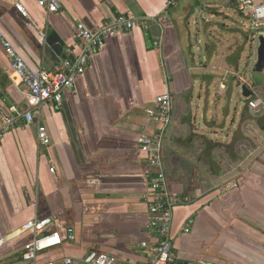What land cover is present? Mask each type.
<instances>
[{
    "label": "crops",
    "instance_id": "1",
    "mask_svg": "<svg viewBox=\"0 0 264 264\" xmlns=\"http://www.w3.org/2000/svg\"><path fill=\"white\" fill-rule=\"evenodd\" d=\"M21 1L29 18L0 5V31L35 73H56L83 53L79 22L97 31L124 16L146 28L106 37L62 104L43 107L47 149L36 124L19 122L0 139V264H29L23 253L35 235L22 228L36 218H51L48 229L63 238L38 255L40 264H85L92 251L148 264L141 244L154 242L152 193L141 134L162 138L167 194L193 199L173 209V264H264V112L249 106L264 102V90L242 72L252 32L223 11L235 13L236 0L228 8L227 0H59L55 14ZM52 32L65 43L62 56L43 38ZM243 83L253 97L243 99ZM26 92L0 44V126L26 108ZM164 94L172 100L167 127L147 114Z\"/></svg>",
    "mask_w": 264,
    "mask_h": 264
},
{
    "label": "built area",
    "instance_id": "2",
    "mask_svg": "<svg viewBox=\"0 0 264 264\" xmlns=\"http://www.w3.org/2000/svg\"><path fill=\"white\" fill-rule=\"evenodd\" d=\"M175 1L170 0L168 5L175 4ZM237 1V8L249 18L250 25L254 29L251 30L254 43L258 33L264 30V2L256 4L253 0ZM38 4L50 14L58 13L61 8L59 0H38ZM0 5L14 7L23 17L29 18L28 11L21 0H0ZM155 20L156 18H153L152 22H155ZM136 27L146 28V22L119 16L114 23L105 25L97 31L89 30L83 23L79 22L77 33L83 43V53L76 60H63L56 73H48L44 70L38 73L32 71L12 43L0 31V44L9 61L12 77H14L16 83L23 85L27 90L26 108L21 112L15 111L4 115L1 119L0 139L15 128L19 122L23 123L24 126L36 124L38 146L41 149H47L51 144V139L46 127L39 120L43 107L48 105L60 106L62 104L64 92L74 88L79 77L85 73L90 57L104 46L106 37L116 35L119 32L130 31ZM43 38L46 39L45 34H43ZM249 106L253 110L264 112V102L262 100L250 101ZM171 107V96L164 94L156 99L154 108L147 110V114L167 127L171 122ZM137 144L139 150L146 155L150 168L147 175L149 189L152 193L149 231L154 237V242H143L141 246L150 252L148 264H173L175 262L171 238L173 209L189 205L193 202V199L187 196L176 194L169 196L167 194L168 181L163 164L161 137L154 134H141L137 138ZM54 170L52 168L51 172H54ZM52 224L53 220L51 218H36L23 226L22 232L31 231L35 235L34 240L25 246L23 253L25 262L40 264L37 262L40 253L62 245L63 238L61 235L48 229ZM184 232L188 233L189 228L187 227ZM67 240L70 242L75 240L73 228L67 230ZM2 243L1 240L0 244ZM72 262V259H67L65 264H72ZM83 262L85 264H123L118 257L97 251L90 252L83 259Z\"/></svg>",
    "mask_w": 264,
    "mask_h": 264
},
{
    "label": "water",
    "instance_id": "3",
    "mask_svg": "<svg viewBox=\"0 0 264 264\" xmlns=\"http://www.w3.org/2000/svg\"><path fill=\"white\" fill-rule=\"evenodd\" d=\"M259 45L256 50V59L247 79L255 89L264 90V34L258 36ZM46 45H48L55 54L62 56L65 43L56 32L46 35ZM65 59V57H63ZM248 81V82H249ZM248 83L242 85L243 99H249L254 96V92L248 87Z\"/></svg>",
    "mask_w": 264,
    "mask_h": 264
},
{
    "label": "rangeland",
    "instance_id": "4",
    "mask_svg": "<svg viewBox=\"0 0 264 264\" xmlns=\"http://www.w3.org/2000/svg\"><path fill=\"white\" fill-rule=\"evenodd\" d=\"M218 1L219 0H216V2H218ZM231 3H232L231 0H227V2L225 4L226 7L228 8L231 5ZM236 4L238 5V1L237 0L235 1V5L233 3V8L235 10V13H234L233 10H228V9H225L223 11L225 13H230L231 14V18H233L237 22L241 23L244 31L246 33H249V32H251V30H254V29L251 27L250 22L246 18H244L243 16L240 15L241 12L237 8V5ZM219 5H221V4H219ZM206 17H210V16L208 14H206ZM225 23L227 25L234 26V23L232 22V19H228V21H226ZM192 27L195 28V26H193V25H192ZM260 33L261 34H264V30H261ZM260 33H258V36L260 35ZM249 36H251V34H249ZM258 36H257V39L254 40L253 45H252V41H251V37H250L249 44L246 46L245 52H244V55H243V59H242V63H243L242 72H245L247 74V77L249 76V72L251 71V69H252V67L254 65V60L256 59V50H257V47L259 45ZM203 46H204V44L202 45V47ZM203 51H204V49H203ZM250 56H251L252 60H249V57ZM246 70H248L249 72H247Z\"/></svg>",
    "mask_w": 264,
    "mask_h": 264
}]
</instances>
